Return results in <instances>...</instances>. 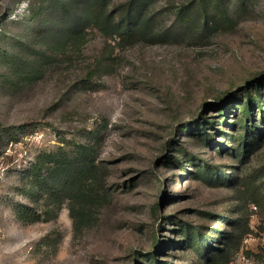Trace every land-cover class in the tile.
I'll return each mask as SVG.
<instances>
[{"label":"rangeland","instance_id":"374dc122","mask_svg":"<svg viewBox=\"0 0 264 264\" xmlns=\"http://www.w3.org/2000/svg\"><path fill=\"white\" fill-rule=\"evenodd\" d=\"M145 1L147 38L91 28L37 61L49 2L0 0V264H264V0L227 21L216 0ZM76 143L99 173L75 218L29 170Z\"/></svg>","mask_w":264,"mask_h":264},{"label":"trees","instance_id":"16d2710c","mask_svg":"<svg viewBox=\"0 0 264 264\" xmlns=\"http://www.w3.org/2000/svg\"><path fill=\"white\" fill-rule=\"evenodd\" d=\"M47 11L44 13V34L41 37V47L36 53L37 61L51 59L66 52L68 49L80 46L86 39L88 30L98 29L107 38H117L124 41H138L147 38L151 33V20L147 18V3L145 0H126L120 3L119 8H112L111 0H46ZM208 0H202V6ZM229 0H216L215 8L220 16L229 19ZM207 22V21H206ZM209 24V22L207 23ZM37 61L30 59L27 62L25 80H34V69ZM251 90L246 89V109L243 112L248 116L249 107L253 105ZM258 96L263 102L264 95ZM260 111L264 110L261 103ZM248 129V127H247ZM244 145L248 139L244 137ZM99 167L95 161L93 149L82 143L74 147L42 154L29 170V176L37 178L33 186L39 187L42 194L62 199L64 194L70 192L68 200L71 202L70 211L77 217L85 211L73 203L78 198H86L92 194V186L97 181ZM60 208L61 205H58ZM231 239L227 232L220 233L218 242L225 244ZM199 248H205L202 236L198 237ZM211 246V245H210ZM203 250V249H202ZM204 249V255L209 256L211 250H219V246ZM153 260V259H152Z\"/></svg>","mask_w":264,"mask_h":264}]
</instances>
